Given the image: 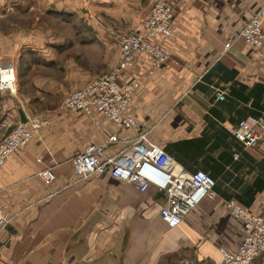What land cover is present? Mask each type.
<instances>
[{
  "label": "crops",
  "instance_id": "1",
  "mask_svg": "<svg viewBox=\"0 0 264 264\" xmlns=\"http://www.w3.org/2000/svg\"><path fill=\"white\" fill-rule=\"evenodd\" d=\"M154 1L0 0V63H16L26 46L24 55L43 57L49 72L60 64L55 52L71 51L75 42L68 39L75 36L80 53L95 50L98 63H108L97 69L109 70L118 56L113 33L135 28ZM171 1L177 31L164 41L169 60L147 75L149 62L138 55L125 73L141 82L128 105L135 129L116 130L104 117L94 123L80 111L60 108L67 88L85 83L87 74L74 84L48 80L36 72L40 63L32 62L15 93L0 90V138L20 121L18 109L48 120L0 167V214L8 215L0 226V264H179L185 258L218 264L219 247L239 245L242 228H234L225 200L252 213L264 204V145L243 147L231 134L245 118L264 121V65L239 31L264 0ZM36 12L51 24L87 22L90 29L80 24L58 38L46 30L41 34L48 43L42 44L36 39L40 33L17 29ZM111 46L117 47L107 59ZM71 60L66 66L80 72ZM219 91L224 98L218 99ZM138 130L147 131L183 170H202L214 179V187L176 227L160 218L165 194L154 185L142 191L107 172L85 181L73 174L71 158L89 142L103 145L104 159L127 146ZM112 133L115 141L107 139ZM47 166L56 176L49 183L36 175ZM252 264H264V251Z\"/></svg>",
  "mask_w": 264,
  "mask_h": 264
},
{
  "label": "built area",
  "instance_id": "2",
  "mask_svg": "<svg viewBox=\"0 0 264 264\" xmlns=\"http://www.w3.org/2000/svg\"><path fill=\"white\" fill-rule=\"evenodd\" d=\"M175 11L171 0H155L139 24L128 31H116L112 37L118 46L117 63L106 71L87 78L80 86L71 88L60 101L64 111H80L92 122L104 117L116 130L135 129L136 120L128 105L141 82L138 78H126L125 73L136 63L138 55L149 62L146 74H152L170 57V49L164 42L175 36ZM239 36L256 49L264 65V4L259 6L239 31ZM229 43L225 44L227 47ZM15 69L11 62L0 63V90L16 92ZM225 91H219L218 99ZM48 123L43 117L27 116L23 122L14 123L8 133L0 138V167L8 156L24 145ZM233 137L243 147L264 145V121L250 117L240 120L231 128ZM116 140V134L107 136ZM103 145L89 142L71 158L73 174L79 181L92 174L105 172L119 181L132 183L136 189L145 190L154 185L165 194V202L159 209L160 218L168 227H176L214 187V179L202 170L186 171L155 141L147 131L138 130L130 143L111 156L101 158ZM36 175L45 183L55 179L51 167H43ZM264 200V195H263ZM225 208L241 221L242 239L235 249L219 247L221 261L218 264H252L264 251V204L252 213L234 199L225 200ZM8 221L7 214H0V226ZM179 264H195L187 258Z\"/></svg>",
  "mask_w": 264,
  "mask_h": 264
},
{
  "label": "rangeland",
  "instance_id": "3",
  "mask_svg": "<svg viewBox=\"0 0 264 264\" xmlns=\"http://www.w3.org/2000/svg\"><path fill=\"white\" fill-rule=\"evenodd\" d=\"M19 22L21 23L20 26L17 28L19 30L20 29L25 30L26 33H30V34L32 32H34L33 35H35V36H37L39 33L44 34V32L46 30H51V33H54V38H58V36L60 34L68 35V33L76 31L77 29H79V25L81 24V23H75V22L68 23V24L67 23H60L59 24V23L54 22L51 24L48 17H44L42 14H39L37 12H36V15L35 14L32 15L31 18H22ZM81 26H82L83 31L90 29L89 24L87 22H84L83 24H81ZM5 27H8V26H4L3 30L5 29ZM42 34H41V37L37 36L36 39L39 40L40 43H42V44L48 43V42H46V39L42 38ZM68 40L70 41L69 43L75 42L72 45L73 49H71V51L67 52L66 54H65V52H61V54H58V52H55L56 60L59 61L60 64L56 68L50 69L49 72L46 71L47 69L45 68L46 67L45 65H41V63H43V59H44L43 57L37 56V57H32L29 59L28 57L25 56L26 55L25 51L27 50L26 46L21 47L20 58L17 59L16 63H14L12 60H5L7 62H11L14 66L15 82L17 84L16 91L18 89L19 81L25 77V73L27 72V68L29 66H31L30 64H32V62L40 63V64H37V67H36L37 74L42 75L46 79L52 78L53 80L54 79L62 80L63 83L66 82L67 84H70V83L74 84L76 82H79V80H82L81 78L84 77L83 74L84 75L87 74L86 78L87 77L89 78L91 75L98 73V72H101V70H104L105 68H107L108 63H106L104 61L101 64L104 67L101 68V70L97 69V66L101 67V65L98 63V61H99V60H97L98 55L96 54L95 50H92V49L87 50L86 49L85 53L82 54V53H80L81 51H79L80 43L75 38V36H74L73 40H71V39H68ZM61 41H62V39H61ZM85 41H87V39H85ZM64 43H65V40H64ZM106 45H109V44H106ZM53 46H52L53 48H59L60 47L58 45H53ZM116 47L111 46L108 49L109 51L106 54V55H108L107 59L112 57V54L114 53ZM72 51H74L76 53L79 52V53L76 55V54L71 53ZM60 55H63V56H60ZM103 56H104V53H101L100 58ZM69 58L72 59L71 61L74 62V65H76V67L81 69L80 72L79 71H72L70 68H68V65L66 66L64 61H66V59H69ZM63 59H65V60H63ZM5 61H2V62H5ZM50 79H48V80H50ZM71 87H73V86H71ZM71 87L67 88V90H70ZM47 95L49 96L50 94H47ZM228 213H229V211H228ZM230 216L233 217L231 214H230ZM233 218H234L233 226H234V228H236L238 230V227L240 228L241 221L236 219L235 217H233Z\"/></svg>",
  "mask_w": 264,
  "mask_h": 264
},
{
  "label": "water",
  "instance_id": "4",
  "mask_svg": "<svg viewBox=\"0 0 264 264\" xmlns=\"http://www.w3.org/2000/svg\"><path fill=\"white\" fill-rule=\"evenodd\" d=\"M18 113H19V117H20V121L23 122L24 120H26V116L25 114L22 112L21 109H18Z\"/></svg>",
  "mask_w": 264,
  "mask_h": 264
}]
</instances>
